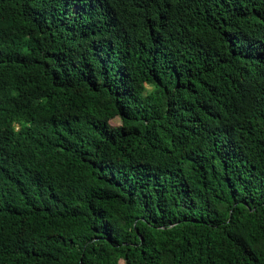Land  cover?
<instances>
[{"label": "trees", "instance_id": "16d2710c", "mask_svg": "<svg viewBox=\"0 0 264 264\" xmlns=\"http://www.w3.org/2000/svg\"><path fill=\"white\" fill-rule=\"evenodd\" d=\"M0 264H264V0H0Z\"/></svg>", "mask_w": 264, "mask_h": 264}, {"label": "clouds", "instance_id": "9594fccd", "mask_svg": "<svg viewBox=\"0 0 264 264\" xmlns=\"http://www.w3.org/2000/svg\"><path fill=\"white\" fill-rule=\"evenodd\" d=\"M139 87H140V92L139 95L141 96V98H148L150 95L154 94L155 92V84L150 82V81H141L139 83ZM15 131V129H14Z\"/></svg>", "mask_w": 264, "mask_h": 264}]
</instances>
